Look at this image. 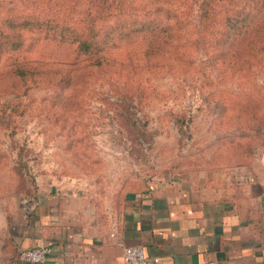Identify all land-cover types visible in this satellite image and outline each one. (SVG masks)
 Instances as JSON below:
<instances>
[{
    "label": "rangeland",
    "instance_id": "374dc122",
    "mask_svg": "<svg viewBox=\"0 0 264 264\" xmlns=\"http://www.w3.org/2000/svg\"><path fill=\"white\" fill-rule=\"evenodd\" d=\"M254 1L253 21L259 27L264 5L259 8V0ZM31 2L0 0V5L25 7ZM196 19L193 10L186 23L191 39ZM138 46L137 39L114 52L139 53ZM164 55L162 67L160 62L145 66L144 59L136 68L127 67L141 78L127 84L130 91L122 90H134L132 97L115 93L107 70L102 78L93 67L82 65L70 82L32 83L25 94L0 93V214L11 212L15 196L31 195L36 176L44 172L91 190L113 192L142 179L201 166H233L223 161L240 153L225 147L231 142L253 143L255 151H264L255 135L256 118L264 122V52L239 68L194 46L178 59L168 50ZM77 56L84 61V55ZM13 101L24 107L11 111ZM126 105L136 111L133 118L140 131L117 114ZM1 244L7 253L0 255V264H7L8 255L19 256L0 232Z\"/></svg>",
    "mask_w": 264,
    "mask_h": 264
},
{
    "label": "crops",
    "instance_id": "0c3cea01",
    "mask_svg": "<svg viewBox=\"0 0 264 264\" xmlns=\"http://www.w3.org/2000/svg\"><path fill=\"white\" fill-rule=\"evenodd\" d=\"M14 200L0 214V232L15 253L50 246L41 264H124L127 245H141L159 264H264L262 150L243 164L201 166L113 192L44 172L31 195ZM8 256L7 264H37Z\"/></svg>",
    "mask_w": 264,
    "mask_h": 264
},
{
    "label": "trees",
    "instance_id": "16d2710c",
    "mask_svg": "<svg viewBox=\"0 0 264 264\" xmlns=\"http://www.w3.org/2000/svg\"><path fill=\"white\" fill-rule=\"evenodd\" d=\"M255 2L32 0L25 7L1 8L0 5V93L2 96L25 94L32 83L70 82L82 65L93 67L102 78L107 70L110 84L116 87L115 93L122 97L129 93L132 97L135 91L129 92L127 84L139 82L141 78L128 73L133 69L127 67L136 68L142 59L145 66L160 62L162 67L167 50L178 59L185 48L192 49L193 46L211 50L239 68L264 52V20L259 27L255 26ZM259 2V8H262L264 0ZM193 10H196L197 19L195 38L191 39L186 23ZM27 31L34 32V35L26 36ZM137 39L139 53L129 50L124 54L118 50L114 52L123 44ZM77 55H84V61L79 60ZM123 68L127 70L123 71ZM119 83L122 84L120 87ZM125 87L129 91H122ZM133 99L128 102L129 106ZM122 101L124 106L125 100ZM20 105L22 107L23 104L13 101L11 111H16ZM129 106L119 109L117 114L128 118L130 125L138 129L133 118L136 111ZM22 109L19 111L22 112ZM257 118L255 135L260 145L264 146V122H257ZM231 143L225 147H236L234 149L240 153L224 162L243 164L255 153L253 143H237L239 148L235 142Z\"/></svg>",
    "mask_w": 264,
    "mask_h": 264
},
{
    "label": "built area",
    "instance_id": "2783aa9c",
    "mask_svg": "<svg viewBox=\"0 0 264 264\" xmlns=\"http://www.w3.org/2000/svg\"><path fill=\"white\" fill-rule=\"evenodd\" d=\"M51 253V247L40 243L20 252L19 258L25 263H45ZM124 264H159L156 256H148L141 245H127L123 249Z\"/></svg>",
    "mask_w": 264,
    "mask_h": 264
}]
</instances>
